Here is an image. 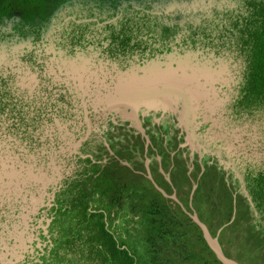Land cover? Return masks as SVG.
I'll return each instance as SVG.
<instances>
[{
    "label": "flooded vegetation",
    "instance_id": "flooded-vegetation-1",
    "mask_svg": "<svg viewBox=\"0 0 264 264\" xmlns=\"http://www.w3.org/2000/svg\"><path fill=\"white\" fill-rule=\"evenodd\" d=\"M106 178L189 213L228 186L264 237V0H0V264H75Z\"/></svg>",
    "mask_w": 264,
    "mask_h": 264
},
{
    "label": "trees",
    "instance_id": "trees-1",
    "mask_svg": "<svg viewBox=\"0 0 264 264\" xmlns=\"http://www.w3.org/2000/svg\"><path fill=\"white\" fill-rule=\"evenodd\" d=\"M143 182L100 179L97 192L113 199L93 200L94 206L89 207V192L83 190L81 199L70 202L68 208L73 212L66 214V221L72 226L68 233L77 241L69 248L77 261L75 264H220L207 247L198 226L181 211L179 205L159 199V192L149 181ZM202 203L206 202L202 201L197 206L203 208ZM110 208L118 212L115 218L120 219L116 223L109 218L117 236L106 229L102 212L92 213V210L102 209L109 212ZM198 218L215 236L217 230L229 222L231 207L224 218H208L206 214ZM222 232L218 237L220 244ZM230 236L235 237L231 233ZM229 244L230 248L222 244L224 254L243 264L235 257V243L233 248V241ZM78 252H81L80 259Z\"/></svg>",
    "mask_w": 264,
    "mask_h": 264
},
{
    "label": "rangeland",
    "instance_id": "rangeland-1",
    "mask_svg": "<svg viewBox=\"0 0 264 264\" xmlns=\"http://www.w3.org/2000/svg\"><path fill=\"white\" fill-rule=\"evenodd\" d=\"M213 176L212 174H208L207 181ZM214 177V176H213ZM198 187L202 194H208L210 197L205 200V204L203 208L197 206L200 204V200L195 199L192 201V206L197 210L199 217H204L205 214L208 218L211 217H221L224 218L227 213L230 212L231 208H235L234 199L230 197V190H228V186L222 188H215L214 190L209 189L205 185H199ZM193 189V188H192ZM202 199V198H201ZM180 207V206H179ZM187 217V213L184 210H181ZM239 217L235 216V212L231 213V218L227 224H225L220 231L221 235V244H224V235L226 233L233 234L234 242H235V257L243 264H260L264 261V237L262 234L256 233L249 226L238 228L236 225ZM219 239V238H218ZM226 245L230 248V246L226 243ZM222 250L224 246L222 245ZM237 262V261H236Z\"/></svg>",
    "mask_w": 264,
    "mask_h": 264
},
{
    "label": "water",
    "instance_id": "water-1",
    "mask_svg": "<svg viewBox=\"0 0 264 264\" xmlns=\"http://www.w3.org/2000/svg\"><path fill=\"white\" fill-rule=\"evenodd\" d=\"M136 127L137 129L143 133L140 124L138 121H136ZM155 189L161 193L162 190L160 188L157 187V185L155 183H153ZM195 189V187H194ZM193 193V190H192ZM179 204V202H177ZM190 213L186 212L188 217L191 219V221L198 226V228L201 231V235L207 245V247L210 249V251L213 253V255L215 256V258L217 259V261L220 264H238V262H236L234 259L228 258L223 250L222 247L219 243L218 237L220 235V231L222 230V228H219L215 234V236H212L207 228V226L198 218V216L196 215L195 211L192 209V205H191V201H190Z\"/></svg>",
    "mask_w": 264,
    "mask_h": 264
}]
</instances>
